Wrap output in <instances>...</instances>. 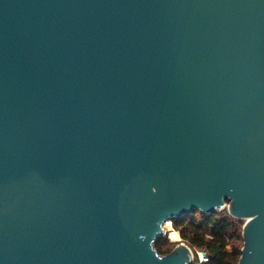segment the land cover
Listing matches in <instances>:
<instances>
[{"label": "water", "instance_id": "95a60500", "mask_svg": "<svg viewBox=\"0 0 264 264\" xmlns=\"http://www.w3.org/2000/svg\"><path fill=\"white\" fill-rule=\"evenodd\" d=\"M225 207L264 264V0H0V264H180Z\"/></svg>", "mask_w": 264, "mask_h": 264}, {"label": "trees", "instance_id": "16d2710c", "mask_svg": "<svg viewBox=\"0 0 264 264\" xmlns=\"http://www.w3.org/2000/svg\"><path fill=\"white\" fill-rule=\"evenodd\" d=\"M244 222L230 215L225 207L210 214L196 210L172 219V226L190 248L206 251L209 259L202 264H238L244 242ZM154 247L161 255L172 249L165 236L159 237Z\"/></svg>", "mask_w": 264, "mask_h": 264}, {"label": "rangeland", "instance_id": "374dc122", "mask_svg": "<svg viewBox=\"0 0 264 264\" xmlns=\"http://www.w3.org/2000/svg\"><path fill=\"white\" fill-rule=\"evenodd\" d=\"M226 206H229L231 204V201H226ZM172 224H169V222H166L165 225H164V229H165V233L163 236H165L166 238H168V243L172 246V249L170 252H175L176 254H179L180 257L182 258V261L180 262V264H189L190 262H192L193 260V254H192V250H188L187 248H185L184 246L181 245V243H185L184 241L181 240V237L179 235V239L178 240H172L170 237H169V233L171 231H177L172 227L170 226ZM244 225V224H243ZM243 228V227H242ZM173 229V230H172ZM243 236V235H242ZM244 243V242H243ZM186 244V243H185ZM169 252V253H170ZM168 254V253H167Z\"/></svg>", "mask_w": 264, "mask_h": 264}, {"label": "built area", "instance_id": "2783aa9c", "mask_svg": "<svg viewBox=\"0 0 264 264\" xmlns=\"http://www.w3.org/2000/svg\"><path fill=\"white\" fill-rule=\"evenodd\" d=\"M168 222L169 224H172V221H168ZM170 227H172V225ZM165 232L166 231H164V233ZM190 250H192V254H193L192 264H202L208 261L209 255L206 253V251L201 250V249H192V248H190ZM195 259H196V262H195Z\"/></svg>", "mask_w": 264, "mask_h": 264}, {"label": "bare ground", "instance_id": "6f19581e", "mask_svg": "<svg viewBox=\"0 0 264 264\" xmlns=\"http://www.w3.org/2000/svg\"><path fill=\"white\" fill-rule=\"evenodd\" d=\"M169 237L172 239V240H178L179 239V235L177 233V231H171L169 233Z\"/></svg>", "mask_w": 264, "mask_h": 264}]
</instances>
